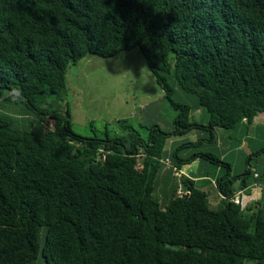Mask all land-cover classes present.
Wrapping results in <instances>:
<instances>
[{
	"label": "trees",
	"instance_id": "trees-1",
	"mask_svg": "<svg viewBox=\"0 0 264 264\" xmlns=\"http://www.w3.org/2000/svg\"><path fill=\"white\" fill-rule=\"evenodd\" d=\"M136 48L180 111L172 132L76 135L69 110H53L69 66ZM0 106L20 110L0 112V264H264V201L234 202L241 176L212 151L264 113V0H0ZM192 130L206 137L170 153L169 137ZM189 146L201 153L180 157ZM197 159L226 169L219 211L186 177L183 195L172 185L156 197L166 161ZM242 179L264 184L251 170Z\"/></svg>",
	"mask_w": 264,
	"mask_h": 264
},
{
	"label": "rangeland",
	"instance_id": "rangeland-1",
	"mask_svg": "<svg viewBox=\"0 0 264 264\" xmlns=\"http://www.w3.org/2000/svg\"><path fill=\"white\" fill-rule=\"evenodd\" d=\"M67 95L64 102H58L53 105V110L58 112H70V122L76 135L82 138H105L108 133L110 137L129 136L131 130L139 132L143 137H147L153 129L160 126L164 132H172L173 123L179 114L170 102L166 99V94L159 85L157 77L153 74L147 64L146 59L138 48L123 52L116 57L101 58L90 54L75 65H70L66 77ZM54 96H47L45 107L55 102ZM173 99L177 103L187 101L186 95L175 87ZM0 112L17 115L19 108L11 109L8 106H0ZM30 115L38 121V114L35 110L29 111ZM264 116V113H263ZM30 116H20L21 120H27ZM192 121L200 124H206L208 118L196 112L192 114ZM21 124L27 125L22 121ZM45 130H53L54 121L46 117L42 124ZM129 126L131 129L125 128ZM226 133V132H225ZM221 134L222 142L218 144V153L220 156H227L225 160H231L233 172L243 174L252 166V170H257L264 176V139H259L256 143H249L246 152H235L230 154L231 142L240 140V132H232L226 135ZM193 136L186 134L184 136H175L177 146L180 147L191 141ZM169 145H167V149ZM177 149V148H176ZM201 153L196 147L189 146L179 155L182 158ZM223 154V155H222ZM251 157V160H249ZM199 161L207 163L204 159ZM169 164H167L168 166ZM197 166L185 167L188 172L196 175ZM204 181L208 194L209 207L212 210L219 211L224 205L218 206L216 199L219 191L216 186L211 184L212 178H215L217 167L211 166ZM225 170V169H224ZM223 170V171H224ZM195 172V173H194ZM226 170L222 172L224 175ZM178 176L172 178L174 185L179 188V193L183 195L184 190L181 184L179 172ZM234 174V173H233ZM193 175V176H194ZM203 181L198 184L201 187ZM162 185L159 183L156 191V197H162ZM201 190V188H200ZM203 191V190H202Z\"/></svg>",
	"mask_w": 264,
	"mask_h": 264
},
{
	"label": "crops",
	"instance_id": "crops-1",
	"mask_svg": "<svg viewBox=\"0 0 264 264\" xmlns=\"http://www.w3.org/2000/svg\"><path fill=\"white\" fill-rule=\"evenodd\" d=\"M197 112L200 113L201 115H204L201 110H198ZM234 132H240L239 133L240 134V140L238 142H234V141L231 142L230 148H229L230 154H233L237 151L240 153L243 152L245 155L248 154V152H246V150H247L246 147L248 146L249 143H256L259 139H264V116H263V113L258 114V116H256V118L254 119L252 124H250V125L243 124L238 129H236ZM187 134H191L193 136V139L191 141L197 140V142H188L189 144H197L198 145L199 141L200 140L203 141V138L206 137V133L201 131V130H192ZM217 142H218V144H220V142H222V138L217 137ZM177 143L178 142H177V140H175V136L169 137V139H168V145H169L168 150L170 151V153L175 151L176 148H178ZM218 144H217V146L212 148V151H217V153L220 151L218 149ZM205 149H206V147H205ZM206 150H209V148H207ZM221 157H222V160L226 164L231 166L232 173H234L233 175L241 176L238 178V180L234 184V189H236L237 192L235 194V197L233 198V201L241 204L243 207H249L253 203L264 201V184H263V182H260L258 184L256 182H253L252 180H248V181H246L247 185L245 187V185H243V179H242V177L245 175V173L236 174L235 172H233V165L234 164L231 162V160L226 162L225 160L227 159V156L226 157L221 156ZM249 160H251V157ZM247 164H248V167L250 168L249 170H251V172L254 174V177L256 178V176L259 174V172L256 169L252 170L251 169L252 166H251V164H249V162ZM190 165L191 166H197L196 167V173L194 172L196 175H194L193 172H188V169L185 168V167H188ZM211 166H216V165H209L208 163H204V162L199 161V159L193 161L192 163H189V164L182 166L181 170H178L176 168L175 169L170 168L169 166H167L164 163V167H163L161 174H160V181L158 183H160L162 185L163 189L172 188V185L175 186L174 182L172 181L173 180L172 178L178 176L177 173L179 172L180 176L183 175L182 177H186L190 180L195 181L197 188H199V189L201 188V190L204 191L207 189V186H208L207 184L204 183V181L206 180L207 177H210V174H207V173H208L209 169L211 170V168H210ZM216 167L218 168L217 172H216V176H215V178H212L213 180H212L211 184L213 185V187L216 186L218 189L219 188L218 187L219 186L218 181L223 176H225L226 172L224 175L222 174V172H224L226 169L222 165L216 166ZM259 175H261V174H259ZM202 181H203V184L201 185V187H198V184ZM218 191H219V189H218ZM225 199L226 198L219 191V196L216 199V204L218 206L224 205Z\"/></svg>",
	"mask_w": 264,
	"mask_h": 264
},
{
	"label": "clouds",
	"instance_id": "clouds-1",
	"mask_svg": "<svg viewBox=\"0 0 264 264\" xmlns=\"http://www.w3.org/2000/svg\"><path fill=\"white\" fill-rule=\"evenodd\" d=\"M11 91L14 93V95L12 96V101L14 103L22 102L23 97H22V93L20 92V90L19 89H13ZM27 118L30 119L31 117H27Z\"/></svg>",
	"mask_w": 264,
	"mask_h": 264
},
{
	"label": "built area",
	"instance_id": "built-area-1",
	"mask_svg": "<svg viewBox=\"0 0 264 264\" xmlns=\"http://www.w3.org/2000/svg\"><path fill=\"white\" fill-rule=\"evenodd\" d=\"M166 163L169 164L170 162L169 161H166ZM168 166H170V165H168Z\"/></svg>",
	"mask_w": 264,
	"mask_h": 264
}]
</instances>
